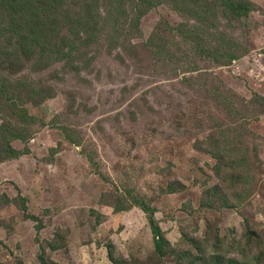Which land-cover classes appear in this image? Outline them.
Masks as SVG:
<instances>
[{
  "label": "rangeland",
  "instance_id": "374dc122",
  "mask_svg": "<svg viewBox=\"0 0 264 264\" xmlns=\"http://www.w3.org/2000/svg\"><path fill=\"white\" fill-rule=\"evenodd\" d=\"M250 1L206 18L157 0L124 44L96 32L45 70L18 71V52L0 66L35 85L7 95L34 119H9L25 138L0 160V264H264V0ZM186 18L207 52L242 55L222 65L168 32ZM137 202L171 244L162 257Z\"/></svg>",
  "mask_w": 264,
  "mask_h": 264
},
{
  "label": "trees",
  "instance_id": "16d2710c",
  "mask_svg": "<svg viewBox=\"0 0 264 264\" xmlns=\"http://www.w3.org/2000/svg\"><path fill=\"white\" fill-rule=\"evenodd\" d=\"M156 2L157 0H0V66L8 62L12 65L15 52H18L17 56L21 58L18 71L21 68L45 70L51 67L54 61L72 58L81 45H88L96 39V32L104 33L109 44H124L129 40L128 37L139 29L143 15L159 2L169 4L185 17L189 7L204 9L207 11L206 18L210 15L208 11H227L236 18L244 17L253 11L250 0H217L212 4L206 0H158L157 4ZM134 11L136 12L133 14ZM165 24L168 32L177 30L185 34L205 57L213 58L219 64L228 65L242 55L240 47L236 45L213 47V51L208 53L199 40L203 39L204 34L198 40L194 39L198 37L201 28L196 25L193 29H187V18L177 26L169 25L167 21ZM156 34L158 28L155 36ZM223 40L226 41L224 37ZM11 86L13 93L15 91L28 93L35 90L33 83L23 80L12 83L10 79L0 77V115L3 116L0 130V160L18 156L19 152L13 146V139L25 138L23 133L12 132L15 127L9 119L17 116L21 123L34 119L29 117V111L23 102L7 96L11 92ZM43 91L47 98L52 96L51 86L44 87ZM259 97L262 102L258 106L264 108V97ZM230 111L232 112V109ZM223 124L220 123L221 126ZM210 144L212 146L210 149L219 153V158L220 150L227 152L218 139H212ZM214 189L220 191L219 188ZM137 205H140L148 215L154 236L155 253L160 257L164 256L171 244L156 221L155 210L142 202H137ZM127 209L129 206H124L120 207L119 211ZM216 260V256L212 257V264H216ZM42 262L49 264L44 258Z\"/></svg>",
  "mask_w": 264,
  "mask_h": 264
}]
</instances>
